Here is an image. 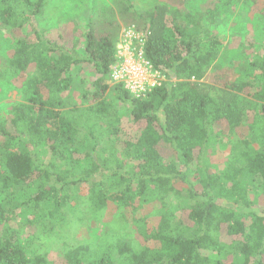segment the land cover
<instances>
[{
    "label": "trees",
    "instance_id": "obj_1",
    "mask_svg": "<svg viewBox=\"0 0 264 264\" xmlns=\"http://www.w3.org/2000/svg\"><path fill=\"white\" fill-rule=\"evenodd\" d=\"M260 2L226 0L191 14L167 5L142 12L131 0H119L117 13L128 25H142L146 58L167 79L137 99L123 85H110L119 40L109 29L111 8L93 10L81 56L75 45H61L40 28L48 0H0V32L14 43L11 57L0 54V80L34 68L25 84L27 103L15 104L0 123V264H264V211L256 212L264 208V45L248 67L250 77L226 83L217 94L204 83L215 81L224 52L220 16L232 5ZM110 89L129 105L131 130L108 102ZM218 124L227 125L243 149L224 170L205 169L193 187L191 167L202 164ZM244 129L247 136L239 137ZM163 142L176 160L161 154ZM83 185L89 186L84 207L95 216L114 209L146 222L143 212L156 203L163 211L142 243L106 234L93 245L68 247L61 262L30 255L16 208L54 230ZM184 193L192 204L176 219L167 199Z\"/></svg>",
    "mask_w": 264,
    "mask_h": 264
},
{
    "label": "rangeland",
    "instance_id": "obj_2",
    "mask_svg": "<svg viewBox=\"0 0 264 264\" xmlns=\"http://www.w3.org/2000/svg\"><path fill=\"white\" fill-rule=\"evenodd\" d=\"M119 0H48L45 17L40 21L39 26L48 31L50 38L56 39L61 45L71 48L76 46L81 56L85 55L86 35L88 33L89 18L95 8L101 6L109 7L114 15L108 16L113 25L109 27L118 32L119 40L122 39L125 30L135 27L143 30L142 25L127 24L125 18L118 14ZM226 1V0H221ZM220 0H131L135 9L145 12L154 9L157 5H167L179 9L184 13H206L214 7H220ZM98 11V10H97ZM218 32V31H217ZM220 38L224 43V52L215 69V81L208 77L204 83L209 85L212 94H217L220 88L226 83L238 81L250 77L251 70L248 69L253 59L261 54V47L264 45V3L260 2L255 7L249 8L245 5H232L228 13L219 18ZM14 53V43L6 32H0V54L3 57H11ZM244 70V71H243ZM34 68L30 70V73ZM30 73L21 74L9 80H0V123L11 118L12 107L15 104L27 103L25 84ZM91 73L87 70L86 74ZM81 77L78 76V80ZM203 82V81H202ZM111 88L114 83L111 82ZM92 92L91 84L84 87ZM80 92H73L72 96L80 104ZM108 102L119 112L121 126L126 131L131 130L132 116L130 107L117 98L115 92L110 89ZM87 102L84 106H88ZM83 106V107H84ZM248 115L253 119L254 112L249 111ZM248 129L239 131L238 136H247ZM257 148V145H255ZM243 149L239 139L230 135L229 128L225 124H218L212 129V137L205 152L204 159L200 166H192L189 173L190 184L195 187L198 178L203 175L205 169L211 173L224 170L236 154ZM161 154L168 160H176L173 150L164 142L160 144ZM44 161H48L46 155H42ZM105 156V154H104ZM197 187V186H196ZM181 188L187 189V186ZM89 186L83 185L72 197L70 209L65 212V223L54 230L43 223V218L35 221L32 211L23 206L16 208V224L23 230L24 238L28 239L32 246L30 255H47L53 262H61L63 254L68 247L78 245H93L106 234L119 235L129 242L142 243L145 239L148 228L157 222L156 217L160 216L163 210L159 203L154 205L151 212L144 211L146 222L124 219L117 210L106 212L102 216L92 215L84 207V200L88 196ZM22 201H19L21 203ZM192 204L188 193L183 196H171L167 199L168 213L179 219L181 210ZM50 207V205L48 206ZM51 208V207H50ZM264 208L259 207L256 212L263 215ZM142 214V213H141ZM150 221V222H148ZM150 225V226H149Z\"/></svg>",
    "mask_w": 264,
    "mask_h": 264
},
{
    "label": "built area",
    "instance_id": "obj_3",
    "mask_svg": "<svg viewBox=\"0 0 264 264\" xmlns=\"http://www.w3.org/2000/svg\"><path fill=\"white\" fill-rule=\"evenodd\" d=\"M147 36L145 30L135 27L125 30L116 46L117 62L111 70L112 82L123 85L137 99H146L167 82L165 75L146 58Z\"/></svg>",
    "mask_w": 264,
    "mask_h": 264
}]
</instances>
